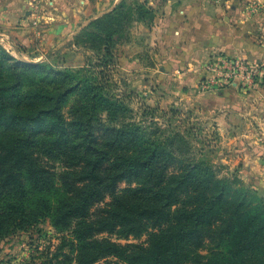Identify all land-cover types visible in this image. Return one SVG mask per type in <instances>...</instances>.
<instances>
[{"label": "trees", "instance_id": "obj_1", "mask_svg": "<svg viewBox=\"0 0 264 264\" xmlns=\"http://www.w3.org/2000/svg\"><path fill=\"white\" fill-rule=\"evenodd\" d=\"M137 14L147 19L142 6ZM89 36L104 43L106 69L113 64L109 34ZM9 62L0 48V238L49 220L70 232L77 264L107 255L134 264H264L258 199L175 154L177 139L168 151L135 125L104 127L102 117L116 121L123 103L107 97L96 78ZM43 158L58 161L62 172ZM122 181L126 190L118 188ZM103 234L147 239L122 246Z\"/></svg>", "mask_w": 264, "mask_h": 264}, {"label": "rangeland", "instance_id": "obj_2", "mask_svg": "<svg viewBox=\"0 0 264 264\" xmlns=\"http://www.w3.org/2000/svg\"><path fill=\"white\" fill-rule=\"evenodd\" d=\"M181 1L32 0L29 33L20 39L1 31L0 48L18 67L45 65L96 78L107 97L123 103L116 121L102 117L104 127L135 125L146 140L164 143L168 151L177 139L175 154L202 163L264 204V0H207L206 14L217 15L216 24L190 20L187 38L167 44L158 22ZM138 6L147 19H138ZM106 33L113 64L104 69V43L89 34L104 38ZM134 52L129 57L139 58L138 68L125 67L124 54ZM166 60L173 63L167 66ZM187 74L194 75L193 86L185 83ZM77 98L67 100L66 118ZM98 136L101 142L104 135ZM42 160L56 174L62 172L58 161ZM128 187L118 183L121 190ZM102 238L122 246L147 239ZM76 245L69 231L45 220L0 238V264H77ZM94 264L134 263L107 255Z\"/></svg>", "mask_w": 264, "mask_h": 264}, {"label": "crops", "instance_id": "obj_3", "mask_svg": "<svg viewBox=\"0 0 264 264\" xmlns=\"http://www.w3.org/2000/svg\"><path fill=\"white\" fill-rule=\"evenodd\" d=\"M31 3L32 0H0V32L3 31L4 33L13 34L15 37L17 36L20 37V39H24V36L29 33L27 26L29 24L28 9ZM207 9V0H182L178 3L177 7L168 11L163 19L159 20V28H157V30L159 29V35L162 36V39L167 44H174L172 42L175 38L180 41H184L187 38L188 33L186 26L190 25V20H193L194 24L198 25H202L203 23L205 25H215L217 15L213 14V16H210V14H206ZM214 11H217V7L214 8ZM25 15L27 17H25ZM198 22L201 23L199 24ZM180 47L184 50L183 44ZM135 53L137 52L124 54L123 65L125 67L138 68L139 58L137 56L129 57V55ZM172 63L173 62L166 60L167 66ZM173 67L176 70L179 68L178 66ZM165 71L167 72V70ZM194 79V75L187 74L185 83L193 86Z\"/></svg>", "mask_w": 264, "mask_h": 264}]
</instances>
